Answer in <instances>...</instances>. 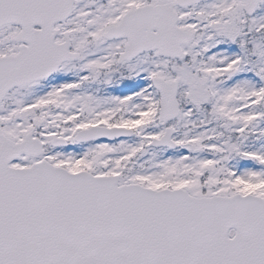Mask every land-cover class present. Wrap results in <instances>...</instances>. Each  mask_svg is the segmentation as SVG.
Here are the masks:
<instances>
[{
	"label": "snow or ice",
	"instance_id": "snow-or-ice-1",
	"mask_svg": "<svg viewBox=\"0 0 264 264\" xmlns=\"http://www.w3.org/2000/svg\"><path fill=\"white\" fill-rule=\"evenodd\" d=\"M0 264H264V0H0Z\"/></svg>",
	"mask_w": 264,
	"mask_h": 264
}]
</instances>
